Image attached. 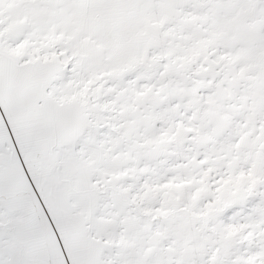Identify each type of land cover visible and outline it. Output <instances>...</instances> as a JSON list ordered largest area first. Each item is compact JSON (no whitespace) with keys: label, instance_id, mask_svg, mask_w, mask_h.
<instances>
[{"label":"snow or ice","instance_id":"6c2138e0","mask_svg":"<svg viewBox=\"0 0 264 264\" xmlns=\"http://www.w3.org/2000/svg\"><path fill=\"white\" fill-rule=\"evenodd\" d=\"M0 264H264V0H0Z\"/></svg>","mask_w":264,"mask_h":264}]
</instances>
